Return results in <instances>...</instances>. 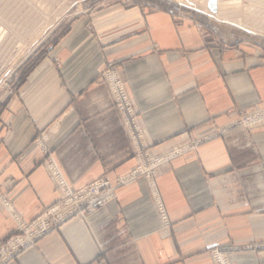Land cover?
Returning <instances> with one entry per match:
<instances>
[{
	"label": "crops",
	"instance_id": "1",
	"mask_svg": "<svg viewBox=\"0 0 264 264\" xmlns=\"http://www.w3.org/2000/svg\"><path fill=\"white\" fill-rule=\"evenodd\" d=\"M125 81L151 155L197 145L153 181L117 185L141 163L103 71ZM264 42L172 3H118L75 19L0 110V248L63 192L108 178L114 199L75 214L5 264H264ZM116 184V185H115ZM113 186V187H114Z\"/></svg>",
	"mask_w": 264,
	"mask_h": 264
},
{
	"label": "rangeland",
	"instance_id": "2",
	"mask_svg": "<svg viewBox=\"0 0 264 264\" xmlns=\"http://www.w3.org/2000/svg\"><path fill=\"white\" fill-rule=\"evenodd\" d=\"M147 1L158 4H176L183 11L198 17L199 20L218 26L221 31L228 30L233 35L264 42V31H261V29L264 30V0H217L220 14L230 13L233 19L242 21L237 22L230 18L231 20L237 23L243 22L248 27H244L242 23L243 26L228 22L224 18H216L209 11V0H0V110L17 93L28 74L66 33L75 19L91 16L106 7L115 6L121 2L125 6H131ZM188 150L191 149H183L181 153ZM181 153L174 154L170 160ZM161 155L163 154L152 156ZM159 169L160 167H158ZM138 176H130V174L122 176L117 185L129 182ZM111 184L114 186L112 182ZM28 237L31 235L25 236L24 239H28ZM256 245L259 244L249 246V248L255 249ZM233 247L224 251V254H227L232 261V249H237L238 246ZM219 248L213 249L212 255Z\"/></svg>",
	"mask_w": 264,
	"mask_h": 264
},
{
	"label": "built area",
	"instance_id": "3",
	"mask_svg": "<svg viewBox=\"0 0 264 264\" xmlns=\"http://www.w3.org/2000/svg\"><path fill=\"white\" fill-rule=\"evenodd\" d=\"M103 75L115 104L124 118L125 125L131 137L138 145V154L141 163L132 173H130V176H145L153 181L155 172L158 171V167L161 168L168 163L174 154L181 153V150L186 148L192 149L197 143L177 147L161 156H152L141 143V130L138 125L137 114L131 97L126 90L120 71L114 63H110L103 71ZM238 113V119H236L233 124L235 126L252 128L264 124V106L251 111L240 110ZM56 178L58 179L59 187L63 192L61 201L50 208L32 224H21L19 229L23 230V233L17 235L11 239L7 245L0 248V264H5L36 238L60 225L67 218L86 211L93 212L98 210L115 198L113 186L108 178L98 179L78 190H72L69 188L58 172H56ZM29 234L31 237L24 239L25 236ZM255 247L262 248L264 247V244H259ZM225 250L228 249H216L215 254L213 255L216 264H233L232 259L227 254H224Z\"/></svg>",
	"mask_w": 264,
	"mask_h": 264
},
{
	"label": "bare ground",
	"instance_id": "4",
	"mask_svg": "<svg viewBox=\"0 0 264 264\" xmlns=\"http://www.w3.org/2000/svg\"><path fill=\"white\" fill-rule=\"evenodd\" d=\"M208 2V1H207ZM206 3V2H205ZM220 3V2H219ZM34 6V5H33ZM35 8V7H34ZM208 8H209V11L212 13V14H214L215 15V17L216 18H218V19H226V21H228V22H233L234 24H236V25H241V23L244 25V27H248L246 24H244L243 22H241V23H237V22H239V20H241V19H233L232 17V15L230 14V13H223V14H220V10H219V8H218V4H217V0H209V2H208ZM36 9V8H35ZM210 14V13H209ZM233 19V20H235V21H237V22H234L233 20H231V19ZM242 21V20H241ZM243 25H241V26H243ZM256 30H257V28H255ZM248 30V29H247ZM249 31H251V30H249ZM261 31H264L263 29H261ZM252 32V31H251ZM260 34V33H259ZM1 37V36H0ZM5 42V41H4ZM6 43V42H5ZM10 45H11V43H10ZM5 48V47H4ZM7 50V49H6ZM4 51V50H3ZM6 53V52H5Z\"/></svg>",
	"mask_w": 264,
	"mask_h": 264
}]
</instances>
